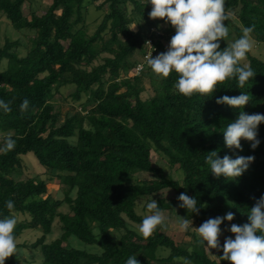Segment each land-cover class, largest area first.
Listing matches in <instances>:
<instances>
[{"label": "trees", "instance_id": "16d2710c", "mask_svg": "<svg viewBox=\"0 0 264 264\" xmlns=\"http://www.w3.org/2000/svg\"><path fill=\"white\" fill-rule=\"evenodd\" d=\"M30 1L0 0V18L18 35L27 33L25 45L17 37L0 40V100L11 107L9 113L0 109V219L25 217L14 230L17 250L39 253L40 264H126L131 256L139 264H184V258L191 264H229L216 258L222 251L211 259L193 232L191 243H176L163 226L145 239L130 224L141 223L139 202L151 199L163 213L175 211L197 226L233 212L234 220L223 222L221 232L248 222L250 209L264 195V123L258 125L260 144L254 150L243 140L242 151L230 150L223 132L239 110L216 99L247 93L251 99L243 111L264 114V61L247 54L256 76L243 88L232 78L218 84L212 96L184 97L175 87V72L160 78L144 62L148 39L160 54L167 50L163 41L175 35L165 21L149 18L147 0H51L41 15H25L23 5ZM104 6L107 11L88 34L89 8L101 12ZM225 7L229 35L220 41L221 50L227 40L240 38L242 27L253 25L254 44L264 46V0H225ZM138 64L143 68L136 75ZM64 88L72 91L71 107L63 114L57 101ZM25 99L29 105L21 111ZM9 138L15 147L4 151ZM212 151L220 158L254 160L239 178H216L205 162ZM28 154L40 168L34 176L23 173ZM156 157L180 178L165 173ZM50 180L62 198L49 194ZM182 192L197 199L198 215L178 207ZM8 200L13 210L6 207ZM62 206L67 212L59 211ZM56 219L59 237L47 242ZM25 233L35 241L17 242ZM15 254L5 264H21Z\"/></svg>", "mask_w": 264, "mask_h": 264}, {"label": "clouds", "instance_id": "9594fccd", "mask_svg": "<svg viewBox=\"0 0 264 264\" xmlns=\"http://www.w3.org/2000/svg\"><path fill=\"white\" fill-rule=\"evenodd\" d=\"M147 4L151 5L150 19L163 20L175 30L167 50L155 57L152 56L155 49L150 42L145 43L152 49L146 57L147 65L160 78H167L175 72L178 76L175 87L184 97L190 98L194 94L212 96L218 84L232 78H236L238 87L243 88L256 76L250 62L242 63L247 61V54L255 43L251 37L254 25L242 27L240 38L221 50L220 41L229 35L225 21L230 14L226 11L225 0H147ZM250 99L249 94L241 92L238 96L225 95L216 99L218 105L239 110L237 119L228 123L223 132L224 144L230 150L242 151V140L250 142L253 150L260 144L257 139L258 125L264 123V114L249 115L243 111ZM28 105L29 101L25 99L21 104V111H26ZM0 109L5 113L11 111L10 104L2 100ZM14 147L15 141L9 138L3 150H12ZM253 160V156H238L233 159L225 155L220 158L217 151H212L207 153L205 162L210 166L214 177L236 179L247 171ZM177 199L179 208L185 209L189 214H199L201 207L197 206L195 197L182 192ZM6 207L13 210L14 202L6 201ZM141 207L146 208L147 214L138 225V231L147 239L158 227L164 226L165 216L154 199ZM234 217L235 214L230 211L223 217L204 221L198 228L193 227V221L187 217L177 215V221L181 232L193 231L198 234L200 239L197 243L206 248L210 255L211 250L222 251L223 255L220 257L212 255L221 261L229 264H264V195L250 209L247 223L231 224L228 230L234 239L225 238L221 248L220 226L225 221H233ZM16 223L14 216L0 219V264H5V260L17 250L14 235ZM188 251L191 253L192 249ZM126 264H139V261L131 256ZM184 264H191V261L184 258Z\"/></svg>", "mask_w": 264, "mask_h": 264}, {"label": "rangeland", "instance_id": "374dc122", "mask_svg": "<svg viewBox=\"0 0 264 264\" xmlns=\"http://www.w3.org/2000/svg\"><path fill=\"white\" fill-rule=\"evenodd\" d=\"M50 3H51V0H31L30 2H27V3H25L23 5V8H22L23 9V13L25 15H27V14L30 13V11H33L37 15H41L46 10V8L48 7V5ZM103 11L104 12L107 11V6H104V8H103V10L101 12L100 11H96L94 7H90L89 8V11H88V14H87V18H86V24L88 25V28H87L88 29L87 30L88 34H92L95 31L96 26H97V24H98V22L100 20L98 16ZM232 18L234 19L233 16H232ZM139 21H137V23L142 25L141 20H139ZM165 28H166V25L162 24L161 26L158 27L157 32L158 33L161 32L163 34V30ZM26 34L27 33L18 35L17 31L13 30L11 26H8L7 23L0 18V40H1V42L3 41L5 36L9 37L10 39H16V37H17L18 40L23 45H25V40H26V37H27ZM169 41L170 40L163 41L162 44H163L164 48L167 49ZM234 41H235L234 39L233 40L232 39L227 40L228 46ZM158 54H159V52H157L156 55H158ZM250 54L255 56V57H257V58H259L260 60L264 61V46L255 45L254 44L253 48L250 51ZM242 63H248V60L244 61ZM134 73H135V71H134ZM144 84H145V87H146L147 94L149 96L153 95L152 88L149 86L148 81H145ZM71 91L72 90L67 89V88L62 89L61 92H62L63 98L62 99L60 98V100L57 101L59 103V105H61V110H62L63 114L66 113L71 107V103H70L69 97H68V95L71 93ZM64 98H66L67 100L64 101L63 100ZM74 106H76V104H74ZM152 157L154 158L155 155H153ZM26 158H27V160H25V171L23 172L24 176L25 175L34 176L36 173H38L40 171L39 165L36 163L37 161L32 157L31 154H28L27 156H25V159ZM29 159H31V160H29ZM155 162H156V164H158L160 167H162L165 170V173L170 174L171 177L174 180L180 178V176H179L178 172H176L175 168L169 169L165 165V162L159 160V158H157V157L155 158ZM138 176L140 178H142V179H150V176L146 175V174H139ZM49 178H50L49 175L45 176V179H47L48 181H49ZM49 184H50L49 191H48L49 194L52 195L53 197L58 198V199L62 198L59 194H57L59 189H60V187L58 185H56L55 182H53L51 180H50ZM142 204H143V202H139V205L137 207V213L144 216L145 214H147V211H146L145 208L141 207ZM59 211L62 212V213L67 212L66 206H62L59 209ZM163 214L165 216V221H164V226L163 227H164V229L166 231V234L169 237H171L173 239V241L176 242V243H184V244L191 243L192 242V237L190 236L189 233H192L193 231H189V232H181L180 231L179 226H178V221H177V215H176L175 211H168V212H164ZM14 217H15L17 223L21 222L25 218L24 216H21V215H14ZM192 226L196 227V228L199 227V226H197L195 224H193ZM230 226L231 225L226 226L223 229V231L221 232V236L219 237L221 248L223 247V242H224L225 238L231 237V238L234 239V236L228 230L230 228ZM130 228L139 233L138 226L130 224ZM193 233H194L195 237L198 236L197 233H195V232H193ZM59 234H60L59 223H58V221L56 219L54 221V223H53L52 234L47 238V242L58 238ZM35 239H36V236H34L32 234H29V233H25V234H23V236L19 240H17V242H19V243H23V242L31 243V242H34ZM90 250L92 252H96L97 251V249H91V248H90ZM162 251L163 250H160L158 253L161 254ZM207 252L209 254L208 250H207ZM15 253H16L15 254L16 260L18 262H20L21 264H40V260H41L40 254L37 253V252H31V251H25V250L24 251L17 250V252H15ZM216 253H217L216 250H211V254L212 255L215 256ZM165 254H167V251L162 252V255H165ZM212 255L209 254V257L211 259H215V257L212 256Z\"/></svg>", "mask_w": 264, "mask_h": 264}, {"label": "built area", "instance_id": "2783aa9c", "mask_svg": "<svg viewBox=\"0 0 264 264\" xmlns=\"http://www.w3.org/2000/svg\"><path fill=\"white\" fill-rule=\"evenodd\" d=\"M152 31H153V30H152ZM146 42H150L152 48L155 49V50L152 52V56L155 55V53H156V48H155V46H154L152 40L148 39ZM146 46H147V52H146V54H145V56H144V62L147 63L146 57L151 53L152 49H151L147 44H146ZM142 68H143L142 65H141V64H138V65L136 66V68L134 69L135 74H136V75L139 74V72L142 70Z\"/></svg>", "mask_w": 264, "mask_h": 264}]
</instances>
